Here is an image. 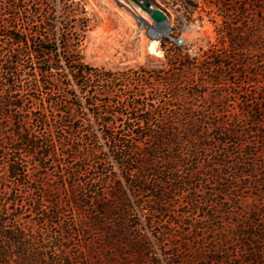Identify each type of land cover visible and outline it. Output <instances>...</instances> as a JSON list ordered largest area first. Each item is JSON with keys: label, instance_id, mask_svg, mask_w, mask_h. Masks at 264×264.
I'll list each match as a JSON object with an SVG mask.
<instances>
[{"label": "trees", "instance_id": "trees-1", "mask_svg": "<svg viewBox=\"0 0 264 264\" xmlns=\"http://www.w3.org/2000/svg\"><path fill=\"white\" fill-rule=\"evenodd\" d=\"M21 3L0 0V264H154L151 244L139 222L147 218L152 228V218L172 213V204L185 191L187 205L201 220L192 218L178 227H185L186 236L195 238L208 230L206 222L237 215L234 208L247 197L264 195V92L261 98H243L239 112L230 114L224 107L227 96L209 97L202 90L210 83L205 61L189 60L181 50L170 60L172 74L142 76L139 87H124L120 110L112 112L108 106L97 114L120 175L99 159L95 148L85 150V159L96 160L92 170L79 166L76 152L83 140L76 136L82 130L78 106L68 94L66 100L53 99L46 88L59 86L60 66L53 59L58 49L50 46L51 18L44 16L34 30L32 15ZM66 5L65 25L70 27L75 22V15H70L75 4L66 0ZM85 21L77 44L64 36L61 50L71 56L69 70L79 90L89 94L96 88L95 79L104 78L103 93L110 96L123 86L107 74L97 75L77 55L90 30L89 19ZM220 101L222 111L216 105ZM117 120L120 131H112ZM82 132L91 142L92 135ZM50 167L61 170L57 190L69 191L64 205L51 199L52 189L42 181L45 176H32L31 171ZM31 190L38 196L30 197ZM198 192L203 202L194 197ZM66 207L75 218L55 226ZM26 210L37 222L24 221ZM170 229L157 236L163 254L168 264H184L181 250L191 240ZM211 229L221 234L222 228ZM244 236L247 247L260 255L261 235ZM212 240L215 245L209 253L220 254L222 239Z\"/></svg>", "mask_w": 264, "mask_h": 264}, {"label": "rangeland", "instance_id": "rangeland-1", "mask_svg": "<svg viewBox=\"0 0 264 264\" xmlns=\"http://www.w3.org/2000/svg\"><path fill=\"white\" fill-rule=\"evenodd\" d=\"M23 1L24 4L19 5H25L31 13V26L34 30L39 28L44 16L49 15L51 18L53 27L49 31L50 46L58 49L53 59L59 62L60 66L56 74L59 86L52 85L46 88L53 99L66 100L68 94V98L77 104L79 126L92 135V141L89 142V136L85 137L82 130L80 134H76L83 140L79 143L80 147H77L79 149L76 152L77 164L89 170H92L96 160L93 157L85 159V150L95 148L98 150L99 159L105 161L116 176L120 175V170L113 161V151L107 140L106 128L101 125L97 114L104 113L108 106L112 112L120 110V106L125 103L124 87H139L143 84L142 76L164 77L166 74H172L170 60L176 56L178 50H181L183 56H189V60L205 61L204 67L210 70L207 71L205 78L210 83L202 90H205L209 97L219 94L227 96L223 99H228L225 101L226 106L221 101L217 102L216 105L220 110L224 106L230 114L236 113L239 112L241 107L239 104L244 100L243 98L263 96L264 0H150L154 7L160 9L166 16V21L160 24H156L151 16L132 0H73L75 5L70 9V15H75V22L70 27L65 25L68 14L66 0ZM85 19H89L90 30L81 43L77 55L84 63L95 69L97 75L107 74V77L123 86L121 89L117 88L110 96L103 93L107 88L104 78L95 79L96 88L89 94L79 90L78 83L69 70L68 61L71 56L61 50V39L64 36L73 45L77 44V33L81 32ZM163 23L165 25L161 33L157 25ZM1 40L6 42V39ZM234 46L235 48H232ZM153 47L157 50L156 53L153 52ZM210 56H214V59ZM214 64H221L222 68ZM200 76L197 72L194 78L198 80ZM148 81L151 85L159 87L160 91L165 90V86H158L156 81ZM48 111L52 117L51 110ZM120 125V120H117L112 131H120ZM123 134L119 132L122 137ZM58 149L61 152L60 147ZM260 149L262 151V147ZM60 158L63 160V157ZM63 170L65 172L66 167ZM60 171L50 167L47 170L31 172L33 178L45 176L42 181L52 189L51 199L61 200L64 205L68 200L69 191L56 188L60 184ZM252 193L257 192L252 191ZM29 194L30 197L38 196L33 190L29 191ZM186 195L187 191L180 199L177 198L178 201H174L171 206L172 213L154 216L152 228L148 226L147 218H142L139 222L142 234L151 244L154 264H168L157 237L168 228H172V233L183 234V238L191 240L190 246L181 250L184 264H214L211 259L216 258L224 260L223 264H249L248 261L250 264H264V235L262 237L264 195L247 197L241 205L234 208L237 215L226 214L223 220L206 222L208 230L198 233L199 236L196 238L187 237L183 231L185 227H178L192 218L201 220L197 214H192L191 206L187 205L189 197L186 199ZM194 197L200 200L199 202L204 201L200 192L195 193ZM25 202L22 201L23 204ZM44 204L49 205L48 202ZM62 212V216L54 221L57 227L69 224L75 218L70 207L64 208ZM24 217V221L37 222L35 215L28 210L24 212ZM49 225L47 226L50 230ZM212 226L222 228L221 234L217 231L214 233ZM39 229L44 232L47 227ZM249 232L262 237L258 240L262 247L260 255L251 251L254 250L253 247L251 249L247 247L248 241L244 235ZM202 237L204 241L200 239ZM214 238L222 239L220 254L209 253L215 245L212 240ZM181 241L177 242L180 244ZM175 251L174 249L170 254Z\"/></svg>", "mask_w": 264, "mask_h": 264}, {"label": "water", "instance_id": "water-1", "mask_svg": "<svg viewBox=\"0 0 264 264\" xmlns=\"http://www.w3.org/2000/svg\"><path fill=\"white\" fill-rule=\"evenodd\" d=\"M134 3L139 5L141 9L147 12L156 24H160L166 21V16L160 10L154 7L150 0H132Z\"/></svg>", "mask_w": 264, "mask_h": 264}, {"label": "bare ground", "instance_id": "bare-ground-1", "mask_svg": "<svg viewBox=\"0 0 264 264\" xmlns=\"http://www.w3.org/2000/svg\"><path fill=\"white\" fill-rule=\"evenodd\" d=\"M164 25H165V23H163V24H161V25H157V29L161 32V31L164 29ZM161 33H162V32H161ZM163 33H165V31H164ZM162 35H163V34H162ZM155 43H156V42H155ZM151 45H153V44H151ZM156 45H157V43H156ZM152 50H153L154 53H156V51H157V50H155L154 47L152 48Z\"/></svg>", "mask_w": 264, "mask_h": 264}]
</instances>
